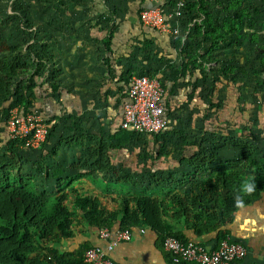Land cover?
Segmentation results:
<instances>
[{
	"label": "trees",
	"instance_id": "obj_1",
	"mask_svg": "<svg viewBox=\"0 0 264 264\" xmlns=\"http://www.w3.org/2000/svg\"><path fill=\"white\" fill-rule=\"evenodd\" d=\"M242 3V0H215L219 12H216L217 20L213 17L209 0H187L180 26L190 24L191 28L184 42L180 41L184 37L182 31L173 38V46L179 49L185 63L176 69L170 68L169 73L144 68L145 64L141 63L137 77L157 78L164 97L168 85L171 93L181 86L187 90L190 88L186 103L173 111L166 108L168 121L176 122L179 128L169 131L167 127L153 135L151 139L157 146L155 156L148 152L139 159L153 163L171 156L183 167L184 181L177 183L172 169L152 170L143 163L137 176L129 173L119 178L118 184L125 189L117 194L111 193L109 188L99 193L96 191V179L103 183L113 179L110 173L114 166L110 167L108 152L126 150L145 135L119 129L109 138V147L101 142L92 148L85 144L81 146L80 138H67L62 134L72 117L61 114L47 120L43 118L47 126L45 142L37 151L36 160L27 157L33 150L25 148L22 139L8 138L7 121L14 109L20 115L34 113L36 91L43 89L44 85L59 101V66L53 56V52L59 50L50 46L48 36L47 44L40 47L43 55L38 56L28 48L29 57L26 59L24 51L0 39V264H88L85 262L86 252L93 248L105 250V247L92 246L89 242L74 243L78 236L91 230L100 233L104 229L109 232L145 229L156 237L161 247L167 237L186 244L189 241L184 231H191L196 236L215 232L239 208L264 198V131L257 134L249 116L242 125L225 122L212 128L219 121L215 116L224 108L225 102L218 96L216 84L229 76H247L244 68L226 67L223 57L227 56L222 53L230 48L227 41L239 37L245 24L250 28L255 26L253 18L258 15V10L243 9ZM173 5L174 0H169L166 11H171ZM111 13L116 15L114 8ZM260 26L264 30V23ZM253 40L257 41L254 37ZM109 42L104 44L107 50ZM151 45L143 42L142 55L151 49ZM229 45L233 46V43ZM254 55L258 59V68L264 73V43L255 48ZM228 62L232 60L229 58ZM219 63L222 65L213 71L211 77L201 72L195 74L197 79L194 82H186L197 70H203L206 65L212 68L211 65ZM49 68L56 71L49 79L38 78ZM25 75L30 78L24 90L12 91V84ZM126 79L129 80L128 76ZM236 79L230 78L229 82L235 85ZM240 82L241 85H251L252 96H261L264 79L254 84L243 78ZM245 92V88L237 87L241 115L252 108L251 104L249 110L246 106L249 105L246 101L249 94ZM196 93L202 101L200 110L195 112L200 114L198 129L194 127L196 117L192 122L175 115L182 109L191 113ZM191 126L197 131H187L186 128ZM76 129L67 128V132L74 134ZM168 138L172 149L167 146ZM217 139L224 140L220 146L213 145ZM52 142V148L47 149ZM206 145L209 146L206 148ZM70 147L78 151H68ZM80 170L92 187L77 178L79 175L75 171ZM117 171H123L122 167ZM248 185L253 186L251 192L247 191ZM139 188L145 190L137 193ZM226 238V233L219 232L217 243ZM165 255L172 263L171 256ZM108 257L114 262L110 255Z\"/></svg>",
	"mask_w": 264,
	"mask_h": 264
},
{
	"label": "crops",
	"instance_id": "obj_2",
	"mask_svg": "<svg viewBox=\"0 0 264 264\" xmlns=\"http://www.w3.org/2000/svg\"><path fill=\"white\" fill-rule=\"evenodd\" d=\"M139 1V5H141V0ZM165 6V0H152L144 7L141 6V9L154 7L166 9ZM139 13L136 18H121V21H118L119 28L116 32L113 29L111 38H109V33L112 30L108 27L102 30L103 28L95 26L96 22L87 31L74 22V31L68 32L67 29H64L61 35L58 34L59 43L57 45L60 50L53 52V56L59 66L58 78L61 86L59 101L51 95L48 86L44 85L43 89L36 91L34 107L45 120L61 114H65L69 118L72 117L70 121H67L66 130L62 134L67 138H80L81 146L85 144L86 147L92 148L101 142L109 147V138L113 137L120 129L121 106L130 81L129 79L127 84L125 83L126 74L135 65L140 69L141 51L139 49L142 48L143 42H149L152 44L151 48L154 46L159 49L158 57L167 60L176 56L173 38L144 27L139 21ZM119 31L123 33L119 34ZM56 37L54 34V40H57ZM116 37H122V40L118 41ZM108 40H110L109 50L104 47ZM144 66V68L147 67ZM156 67L152 66L151 69L156 70ZM158 67L157 71L162 72L161 66ZM39 82L41 81L39 80ZM170 88L171 86L168 85L163 103L165 110L169 107L173 111L186 103L188 91L183 92L182 89L176 88L171 93L169 92ZM197 104V100L194 99L191 103L193 109L190 110L191 113L184 112L182 109L175 115L180 116L183 120L193 121L195 110L201 108V103L198 104V108ZM189 114L190 117H188ZM73 124L74 127H77L74 134L67 132V128H74ZM71 147L68 151L77 149ZM78 149L79 151L83 150L82 148ZM108 153L112 158H115L113 161L110 160V167L114 164L119 168L122 167L123 171L129 168L134 172L135 165L125 150H109ZM140 167L142 168V165ZM147 168L152 170L172 169L176 175L177 183L184 181L183 167L178 162L162 160L149 162ZM75 173L79 175L77 177L79 180L83 179L91 186V182L82 176L83 171H75ZM95 182L98 184V179ZM219 232L226 233V239L240 244L246 249V256L234 264H264V198L239 208L231 216V219L215 232L203 236H196L191 231L183 233L189 242L207 249H215L218 245ZM84 242H89L92 246L105 247L106 245L99 239V232L93 230L86 235L78 236L74 244ZM110 257L117 264H172L156 237L147 230L144 234H140V230L134 229L131 240L120 243L110 253Z\"/></svg>",
	"mask_w": 264,
	"mask_h": 264
},
{
	"label": "rangeland",
	"instance_id": "obj_3",
	"mask_svg": "<svg viewBox=\"0 0 264 264\" xmlns=\"http://www.w3.org/2000/svg\"><path fill=\"white\" fill-rule=\"evenodd\" d=\"M151 1L152 0H141V5H139V0H117L115 3L112 2V0H0V39L8 42L12 46L18 47L20 51H24L23 57L26 59H28L29 57L27 53L28 48H32L33 52L38 54V56H41L43 55V53L40 50V47L42 45L47 44L48 36L51 40L50 46H52L54 50H60L59 46L57 45V43H59L58 34L61 35L64 29H67L68 32L74 31L75 26L73 24L75 23L76 25H79L80 27L84 28L85 31H87L91 25H93L95 22L97 24L98 22V28H103L102 30H105V28L107 27L111 30L114 28L116 32L119 28L118 21H121V18H136L139 10L141 9V6L144 7ZM221 1L225 2V0ZM242 1L243 3L241 7L243 9H248L249 11H252L255 8L258 10V15L253 18L255 26L254 28H250L249 24H245V26L239 33V37H234L227 41L228 47L230 48L225 49V52L222 53H225V56H227L223 57V60L226 63V67L234 68V66H236L238 68H244L245 72L247 73V76H229V78H223L220 80V82L216 84L217 90L219 92L218 96H220V98L225 102L224 108H222L221 111L218 112L217 116H215V118H218L219 121H216L212 128L219 127L218 124L222 125L225 122H236L242 125L244 120H247L249 116L254 124V128L256 129L257 134H261L262 130L264 131V86L262 88L261 96H252L251 85H241L242 83L240 82V79H248L253 84L258 80L264 79V73L258 68V59L254 55L255 48L258 45L264 43V30L260 28V24L264 23V0ZM168 2L169 0H165L166 6L168 5ZM209 2L210 8L212 9L213 17L218 20L219 18L217 17L216 13L218 12V9L215 5V0H209ZM112 8H114V12L116 15H113L111 13ZM114 16L115 18H113ZM190 28V24L186 27L184 25L183 27L181 26L182 34H184V37H182L180 40L181 42L185 41ZM122 33L123 32L119 31V34ZM54 34H56L57 36V40L55 42ZM253 37L257 40L256 42L253 40ZM116 39L118 41H121L122 37H116ZM230 43H233V46L229 45ZM174 49L176 51V56L166 60L162 57H158L159 49L152 46V48L149 49L148 52L144 53L143 55L142 53L140 54V61L142 64L144 63L147 67L150 68L152 66H157L156 70L159 69L158 66H161L164 72L169 73L170 68L176 69L178 66H181L185 63L183 58L179 55V49H176L175 47ZM139 50L142 51V48ZM229 58L232 60L231 63L228 62ZM220 65L222 64L219 63L216 65H211L212 68H208L206 65L202 68L203 70H197L198 72H195L193 73V75H190L191 77H188L186 81L194 82L197 79L195 77V74L199 75V73L201 72L205 73L208 77H211L213 71L220 67ZM55 72L56 71L53 68H49L47 73L40 74L38 78L49 79V76L53 75ZM137 72H139V69L138 66L136 67L135 65L133 67V70L126 74V77L128 76L129 79L132 77H137V74H139ZM142 74L145 75L144 72ZM233 77L237 78L235 85H232V83L229 82L230 78ZM28 78H30V76L25 75L17 79L12 84V91L19 89L23 91L26 87ZM39 80L43 82V80ZM125 83L127 84V79ZM237 87H239V89L241 87L245 88V94H249L248 98L246 97V101L249 104L246 105L248 110L252 105V108L248 112L243 113V115H241L238 111L239 104L237 103ZM180 89H182L183 92L190 90L189 87L187 90V88H182V86ZM194 98L197 100L198 104L202 103L197 93ZM198 104L196 105L197 108ZM34 111H36L38 115L41 116V113H39L38 110L34 109ZM195 117L196 119L194 122V127L197 126L196 128L198 129L200 114H195L193 118ZM175 123L176 122H173L172 120L168 121L169 131H172V128H179L175 125ZM189 123L191 124V122ZM192 128L193 126H191L190 129H186L187 131L196 130L195 128ZM192 134L190 135L191 137ZM151 137L152 136H145L144 138H140V141L136 140L125 150V153L127 155H130L132 163L135 165L134 172L131 171V169L129 170V168H127V170H125L124 172H118V167L116 165L114 166L113 164L112 166L114 167L112 168V172L110 173V176H113V179H110V181L106 180V182L104 183L99 181V179L98 181L100 183L96 184L97 193L101 192L106 188H109L111 190V193L114 194L120 192L122 193V191H124L125 188L121 184H118V181L120 180L119 178H123L129 173L132 176H137L136 174H139L138 172H140L139 166H143V163H145V165H148V163L151 162H143L139 160L140 157L146 155L148 152L151 154V156H155L157 152V146L154 145V139H151ZM217 141V143H214L213 141V145L220 146L224 140L221 139L219 141V139H217ZM262 142H264V138ZM158 143L161 142L159 141ZM166 143L168 148L172 149V143L170 138L167 139ZM51 146H53V142L47 146V149L52 148ZM208 146L209 145H206L205 147L207 148ZM38 150L31 151L30 155H27V157L36 160ZM108 159L113 161L115 158H112V156H108ZM162 160L175 161V159L171 156ZM144 190L145 188H139L137 193H141Z\"/></svg>",
	"mask_w": 264,
	"mask_h": 264
},
{
	"label": "built area",
	"instance_id": "obj_4",
	"mask_svg": "<svg viewBox=\"0 0 264 264\" xmlns=\"http://www.w3.org/2000/svg\"><path fill=\"white\" fill-rule=\"evenodd\" d=\"M186 2L187 0H174L169 12L159 7L144 9L139 13V21L144 27L176 38L181 32L180 20ZM163 98L164 90L157 78L132 77L121 106L120 129L145 136L163 132L168 127ZM6 129L9 139H22L25 148L32 150L40 148L47 134L46 122L36 111L20 115L16 109L12 110ZM144 233L145 230H140V234ZM99 236L101 240L107 241L105 250H88L85 254V262L88 264H115L108 256L120 243L131 240L132 231L109 232L104 229ZM162 249L171 256L172 264H234L247 254L244 246L228 239L220 241L215 249H207L193 242L183 244L173 237H167Z\"/></svg>",
	"mask_w": 264,
	"mask_h": 264
},
{
	"label": "clouds",
	"instance_id": "obj_5",
	"mask_svg": "<svg viewBox=\"0 0 264 264\" xmlns=\"http://www.w3.org/2000/svg\"><path fill=\"white\" fill-rule=\"evenodd\" d=\"M253 190V186L252 185H248V187H247V191L248 192H251Z\"/></svg>",
	"mask_w": 264,
	"mask_h": 264
}]
</instances>
